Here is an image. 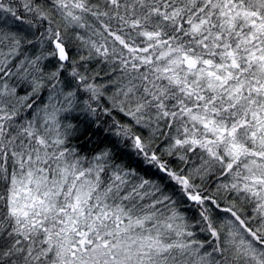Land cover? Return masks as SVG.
<instances>
[{"label":"snow or ice","instance_id":"6c2138e0","mask_svg":"<svg viewBox=\"0 0 264 264\" xmlns=\"http://www.w3.org/2000/svg\"><path fill=\"white\" fill-rule=\"evenodd\" d=\"M0 264H264V0H0Z\"/></svg>","mask_w":264,"mask_h":264}]
</instances>
